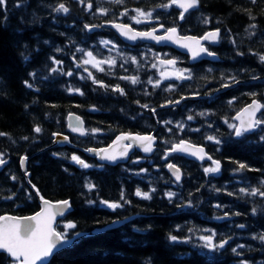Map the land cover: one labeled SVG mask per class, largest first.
Returning <instances> with one entry per match:
<instances>
[{
    "label": "trees",
    "instance_id": "trees-1",
    "mask_svg": "<svg viewBox=\"0 0 264 264\" xmlns=\"http://www.w3.org/2000/svg\"><path fill=\"white\" fill-rule=\"evenodd\" d=\"M199 1L183 16L174 0H0V216L37 213L33 188L69 200L56 229L83 237L49 264H264V111L251 135L238 136L234 120L253 99L264 103V0ZM116 22L220 30L209 47L220 61L191 65L170 48L130 47L103 27ZM167 70L186 78L165 79ZM70 113L88 135L60 147L54 135L68 134ZM123 133H155L156 153L117 166L90 157ZM181 141L205 146L220 174L167 155ZM0 264L17 263L0 253Z\"/></svg>",
    "mask_w": 264,
    "mask_h": 264
},
{
    "label": "water",
    "instance_id": "water-1",
    "mask_svg": "<svg viewBox=\"0 0 264 264\" xmlns=\"http://www.w3.org/2000/svg\"><path fill=\"white\" fill-rule=\"evenodd\" d=\"M175 5L183 14L193 12L200 6L199 0H175ZM103 27L109 28L116 33L119 39L130 46L137 43H145L160 47H169L186 55L191 64H198L203 61L218 62L220 57L211 53L207 46L217 45L220 39V31L213 30L202 37L183 36L177 28L167 30L160 26L149 30H138L131 25L124 23H108ZM96 27L89 28L95 32ZM181 80L183 77H179ZM264 82V79L257 80ZM187 99V98H186ZM264 110V105L259 100H254L245 106L236 116L237 134H253L256 131L258 118ZM69 134L85 137L87 135L86 123L78 114L70 113L67 117ZM55 144L66 147L71 144V137L68 134H55ZM158 139L154 134H121L113 143L104 148H91L90 155L100 164L117 166L126 164L136 152L142 153L145 157H152L157 150ZM177 154L198 164L211 163L217 168L219 174L221 165L215 161L207 152V149L200 145H193L188 142H181L168 152ZM83 161L79 163L80 166ZM22 171L29 179L28 159L23 157L20 162ZM4 163L1 164V167ZM168 172L176 183H181L184 178L183 170L175 165L168 166ZM40 198L41 209L31 216H15L5 214L0 216V253H4L14 262L19 264H49L55 254L71 247L77 238L83 236L78 234L72 239L63 238L56 230L59 220L73 211L69 200L51 201L39 196V191L33 188ZM132 218L117 221L107 226V229L118 228L129 223ZM95 232H99L96 230Z\"/></svg>",
    "mask_w": 264,
    "mask_h": 264
},
{
    "label": "rangeland",
    "instance_id": "rangeland-1",
    "mask_svg": "<svg viewBox=\"0 0 264 264\" xmlns=\"http://www.w3.org/2000/svg\"><path fill=\"white\" fill-rule=\"evenodd\" d=\"M146 18H145V16H142L141 18H140V20L139 21H143V20H145ZM183 73V72H182ZM178 76V73H175L174 71L173 72H170L169 73V71L167 70L165 73H164V75H163V78L165 77V79H169V78H175L176 77V75ZM166 75V76H165Z\"/></svg>",
    "mask_w": 264,
    "mask_h": 264
},
{
    "label": "bare ground",
    "instance_id": "bare-ground-1",
    "mask_svg": "<svg viewBox=\"0 0 264 264\" xmlns=\"http://www.w3.org/2000/svg\"><path fill=\"white\" fill-rule=\"evenodd\" d=\"M93 58H94V57H93ZM100 62H101V61H100ZM58 64H59V63H58ZM73 65H74V64H73ZM98 68H99V67H98ZM79 69H80V68H79ZM170 71H171V70H170ZM175 72H176V71H175ZM162 73H163V72H162ZM169 73H170V72H169ZM160 74H161V73H160ZM163 74H164V73H163ZM175 75H176V74H175ZM160 76H161V75H160ZM165 76H166V75H165ZM164 78H165V77H164ZM161 80H162V79H161ZM163 81H164V80H163ZM74 156H75V155H74ZM72 157H73V155H72ZM75 157H77V156H75ZM79 159H80V158H79ZM79 159H78V160H79ZM88 166H89V165H88ZM212 230H213V229H212ZM214 232H215V231H214ZM202 235H203V234H202ZM202 235H201V236H202ZM82 237H83V236H82ZM202 238H204V237H202ZM208 238L210 239V237H208ZM208 238H207V239H208ZM212 238H213V237H212ZM214 238H215V237H214ZM79 239H80V238H79ZM176 239H177V238H176ZM205 239H206V238H205ZM77 241H78V240H77ZM217 242H218V241H217ZM220 243H221V242H220Z\"/></svg>",
    "mask_w": 264,
    "mask_h": 264
}]
</instances>
